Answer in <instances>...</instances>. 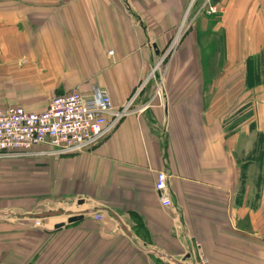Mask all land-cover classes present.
I'll use <instances>...</instances> for the list:
<instances>
[{
	"label": "crops",
	"instance_id": "0c3cea01",
	"mask_svg": "<svg viewBox=\"0 0 264 264\" xmlns=\"http://www.w3.org/2000/svg\"><path fill=\"white\" fill-rule=\"evenodd\" d=\"M190 1L0 0V104L130 102L80 152L0 157V264H264V0Z\"/></svg>",
	"mask_w": 264,
	"mask_h": 264
},
{
	"label": "built area",
	"instance_id": "2783aa9c",
	"mask_svg": "<svg viewBox=\"0 0 264 264\" xmlns=\"http://www.w3.org/2000/svg\"><path fill=\"white\" fill-rule=\"evenodd\" d=\"M208 12H216V8L209 6ZM176 40L166 54L173 51ZM158 65L160 61L152 75ZM158 84L161 86L160 79ZM129 109L130 102L114 108L109 92L99 86L92 87L88 94L77 89L54 94L40 112L17 104H0V157L28 155L39 145L47 146L53 155L75 154L99 142ZM154 188L162 205L169 206L166 171L157 173Z\"/></svg>",
	"mask_w": 264,
	"mask_h": 264
},
{
	"label": "rangeland",
	"instance_id": "374dc122",
	"mask_svg": "<svg viewBox=\"0 0 264 264\" xmlns=\"http://www.w3.org/2000/svg\"><path fill=\"white\" fill-rule=\"evenodd\" d=\"M191 1H190V5H188V7H187L188 9H186V11L184 13L183 19H182L183 21L185 20V23L196 15H197L196 20H199V19H201V16H203V14H205L206 9H205V6L202 5L204 0H191ZM160 56L161 55H158V57H156V59H155L154 64L151 67H149L150 74H152V72L154 71V65L159 61L161 63V57ZM161 68H162V64L158 65L156 70H159ZM49 211H51V210H49ZM22 216H24V214Z\"/></svg>",
	"mask_w": 264,
	"mask_h": 264
},
{
	"label": "water",
	"instance_id": "95a60500",
	"mask_svg": "<svg viewBox=\"0 0 264 264\" xmlns=\"http://www.w3.org/2000/svg\"><path fill=\"white\" fill-rule=\"evenodd\" d=\"M153 47L155 48V52L158 53L159 50H158L156 44H153ZM60 212H61V210H51V211L40 212V213H37L36 215L42 217V216H45V215L59 214ZM3 215H7V214L6 213H0V216H3ZM81 216H82V213H80V214H72L71 216H69L67 218V221L68 222L75 221V220L81 218ZM60 225H62V223L57 224L56 227L60 226Z\"/></svg>",
	"mask_w": 264,
	"mask_h": 264
},
{
	"label": "trees",
	"instance_id": "16d2710c",
	"mask_svg": "<svg viewBox=\"0 0 264 264\" xmlns=\"http://www.w3.org/2000/svg\"><path fill=\"white\" fill-rule=\"evenodd\" d=\"M218 0H210V2L213 4V3H215V2H217ZM249 62H250V64H252L251 63V59L249 60ZM251 68V67H250ZM251 81V78H249V76H248V81Z\"/></svg>",
	"mask_w": 264,
	"mask_h": 264
}]
</instances>
